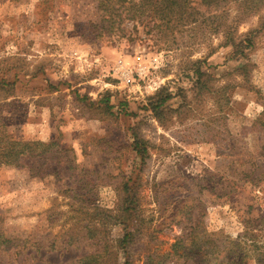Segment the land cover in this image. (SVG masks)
Here are the masks:
<instances>
[{
  "label": "rangeland",
  "instance_id": "374dc122",
  "mask_svg": "<svg viewBox=\"0 0 264 264\" xmlns=\"http://www.w3.org/2000/svg\"><path fill=\"white\" fill-rule=\"evenodd\" d=\"M98 3L0 0V136L49 144L0 165V264H264V0Z\"/></svg>",
  "mask_w": 264,
  "mask_h": 264
},
{
  "label": "trees",
  "instance_id": "16d2710c",
  "mask_svg": "<svg viewBox=\"0 0 264 264\" xmlns=\"http://www.w3.org/2000/svg\"><path fill=\"white\" fill-rule=\"evenodd\" d=\"M223 1L226 0H99L98 7L103 12L101 24L107 22V27L109 28L115 23L119 24L123 18L138 20L143 17L152 21V26L165 34L167 31L171 33L180 27L195 26L198 18L197 14H199L198 5H203L206 9L216 10ZM122 13H125L124 17H122ZM202 15L200 14L199 16ZM245 41L246 44L250 43L248 38H245ZM48 146L49 144L44 142L21 141L0 136V165H16L22 158L30 160L34 158L33 153L35 150L38 149V151L43 152ZM130 233H124L121 240L125 242L130 237ZM193 246H196V249L190 248L188 250L189 254H185L186 256H192L197 250L198 246ZM103 247L104 253L107 247ZM103 253H93L84 256L82 264L104 263L101 259ZM151 259L148 258L149 262L146 264L155 262ZM123 264H128V261L125 260Z\"/></svg>",
  "mask_w": 264,
  "mask_h": 264
}]
</instances>
